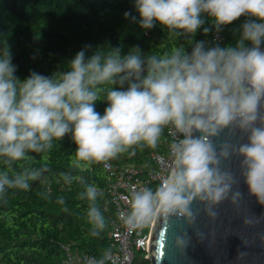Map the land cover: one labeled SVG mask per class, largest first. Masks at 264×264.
<instances>
[{"label":"clouds","instance_id":"9594fccd","mask_svg":"<svg viewBox=\"0 0 264 264\" xmlns=\"http://www.w3.org/2000/svg\"><path fill=\"white\" fill-rule=\"evenodd\" d=\"M133 6L137 15L125 11L124 18L145 32L159 25L167 38L193 42L160 55H144L139 45L126 53L121 46L89 53L91 45H85L68 59L66 70H30L24 78L16 75L10 47L0 49V200L42 181L46 165L20 171L13 165L33 160L29 153H48L65 136L75 145L70 166L84 172L92 164L108 169L109 161L134 146L156 148L170 127L176 138L167 176L155 190H131L128 209L119 214L129 231L172 217L192 224L195 201L206 203L214 218L211 206L228 196L234 182L222 168L233 156L241 158L249 194L264 205V0H133ZM206 17L210 27L204 26ZM241 17L234 43L193 40L201 30L219 34ZM98 101L107 105L103 114ZM221 136L227 139L217 144ZM237 136L246 140L234 144ZM99 195L102 189L94 183L79 194L89 204L93 236L106 226L96 207ZM174 243L186 245L185 235H176Z\"/></svg>","mask_w":264,"mask_h":264},{"label":"trees","instance_id":"16d2710c","mask_svg":"<svg viewBox=\"0 0 264 264\" xmlns=\"http://www.w3.org/2000/svg\"><path fill=\"white\" fill-rule=\"evenodd\" d=\"M125 11L137 15L133 0H0V49L10 47L13 63L18 66L16 75L24 78L30 70L45 75L66 70L68 59L85 45H91L89 53L98 47L107 51L111 46H121L126 53L139 45L144 55H160L173 46L188 47L193 42L183 37L169 39L159 25L145 32L138 23L124 18ZM244 19L241 17L224 28L220 33L221 45L235 42L233 29ZM206 20L204 26L210 27L211 19ZM213 35L214 32L205 36L201 30L193 40L212 42ZM106 106L103 101L96 105L101 114ZM164 135L165 131L156 148L134 146L113 161L133 165L146 175L155 168L150 154L162 149L160 142ZM74 153L75 145L68 135L54 142L48 153H29L33 160L13 165L16 171L46 165L47 171L42 173V181L32 184L30 191H9L6 202L0 200V264H65V247L95 258L114 251L108 231L115 212L104 192L107 172L103 164H92L84 172L70 166ZM0 167H4L2 162ZM79 177L83 183L78 181ZM93 183L102 189L96 207L106 221L98 236L91 234L92 227L87 221V200L79 199L86 184ZM61 197L63 204L57 203ZM144 254L138 252L134 264H150Z\"/></svg>","mask_w":264,"mask_h":264},{"label":"water","instance_id":"95a60500","mask_svg":"<svg viewBox=\"0 0 264 264\" xmlns=\"http://www.w3.org/2000/svg\"><path fill=\"white\" fill-rule=\"evenodd\" d=\"M225 139L221 136L217 144ZM245 140L244 136L232 138L234 144ZM240 160L233 156L222 164L234 182L228 196L211 206L217 213L214 218L207 214L206 203L195 201L192 207L198 215L194 223L176 217L153 222L146 256L150 264H264V205L249 194ZM237 192L240 195L234 201ZM176 235H185L187 244L177 247Z\"/></svg>","mask_w":264,"mask_h":264},{"label":"built area","instance_id":"2783aa9c","mask_svg":"<svg viewBox=\"0 0 264 264\" xmlns=\"http://www.w3.org/2000/svg\"><path fill=\"white\" fill-rule=\"evenodd\" d=\"M214 39L219 43L223 41L220 33H214L212 41ZM164 131L165 135L160 142L162 149L150 154V160L155 165L151 172L143 175L139 168L133 165H119L113 160L108 162L109 168L105 169L108 185L104 192L109 196L115 212L108 231V237L114 244V251L105 253L102 258H95L65 247V264H134L138 252H145L143 257L148 259L146 256L153 223L143 229L129 231L119 214L121 211H127L126 200L131 190H139L143 187L155 190L167 176L171 163L170 145L176 134L170 127L165 128Z\"/></svg>","mask_w":264,"mask_h":264},{"label":"rangeland","instance_id":"374dc122","mask_svg":"<svg viewBox=\"0 0 264 264\" xmlns=\"http://www.w3.org/2000/svg\"><path fill=\"white\" fill-rule=\"evenodd\" d=\"M140 254V253H139ZM137 255H138V253H137Z\"/></svg>","mask_w":264,"mask_h":264}]
</instances>
